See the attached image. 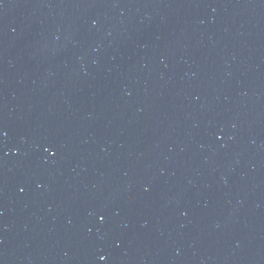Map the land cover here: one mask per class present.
<instances>
[{"label": "water", "instance_id": "water-1", "mask_svg": "<svg viewBox=\"0 0 264 264\" xmlns=\"http://www.w3.org/2000/svg\"><path fill=\"white\" fill-rule=\"evenodd\" d=\"M0 264H264V0H0Z\"/></svg>", "mask_w": 264, "mask_h": 264}, {"label": "snow or ice", "instance_id": "snow-or-ice-1", "mask_svg": "<svg viewBox=\"0 0 264 264\" xmlns=\"http://www.w3.org/2000/svg\"><path fill=\"white\" fill-rule=\"evenodd\" d=\"M102 259H103V257H102Z\"/></svg>", "mask_w": 264, "mask_h": 264}]
</instances>
